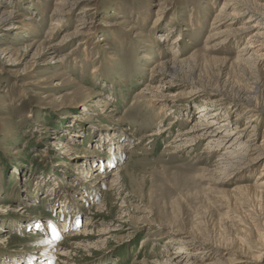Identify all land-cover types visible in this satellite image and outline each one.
<instances>
[{
	"label": "rangeland",
	"instance_id": "374dc122",
	"mask_svg": "<svg viewBox=\"0 0 264 264\" xmlns=\"http://www.w3.org/2000/svg\"><path fill=\"white\" fill-rule=\"evenodd\" d=\"M67 2L68 12L60 0H0V15L15 11L0 21V51L10 48L0 54V264H174L178 239L190 235L207 255L190 249L188 264H264V197L237 189L254 188L264 159L223 174L211 138L169 155L199 107L211 121L218 98L228 103L224 131L256 116L262 141L264 61L259 73L236 62L245 34L208 38L227 31L215 22L223 0ZM169 29L168 46L183 36L179 60L198 57L164 77L155 66L171 55L157 41ZM253 45L250 55L264 54ZM245 102L255 113L240 117ZM112 176L113 187L97 188Z\"/></svg>",
	"mask_w": 264,
	"mask_h": 264
},
{
	"label": "bare ground",
	"instance_id": "6f19581e",
	"mask_svg": "<svg viewBox=\"0 0 264 264\" xmlns=\"http://www.w3.org/2000/svg\"><path fill=\"white\" fill-rule=\"evenodd\" d=\"M67 1L68 0H60V6L62 9H65V11L68 12L69 2ZM263 2L264 0H223L222 9L224 10H221L216 15L215 22L220 23L222 26L226 25L225 27H227V31H224V34H221V35L217 34L215 35V37L214 36L208 37L211 40H215L223 36L231 37V36H237L241 34L247 35L251 40L245 43L244 47L242 48V53L237 58L236 62L243 66L250 67L251 69H253L255 72H258V73L259 71L258 70L256 71V66L264 61V54H259L258 56L253 57V55H250V52H251L250 49L254 47L253 42H259L261 43V45L264 44V3ZM227 8L232 11L227 12L226 10ZM14 12L15 11L12 10L11 12L7 13L6 14L7 17L5 15L4 16L0 15V21L12 22L13 18H11L10 15ZM242 17H248L247 18L248 20L245 21V23L243 22L245 25H242L241 27L237 29H233V25L236 22L238 24V22L242 20L241 19ZM250 21H254V24L249 25ZM17 29H21V28L17 27ZM171 34H172L171 29L167 30L166 32L161 33L160 39L157 41V43H162L164 46L167 47L168 46L167 44L171 42V38H170ZM182 37L183 36L181 34H180V37H177V42L175 44L173 43L175 47L173 45L171 47L168 46L167 52L171 55L169 56L170 58L168 62L164 63L163 65L155 66L157 67V70L160 73V75L158 74L159 76H161L162 75L161 73H164V72L165 74H163L162 76L164 77L169 76V75L172 76L177 71H180V70L182 71L183 69H186V68L189 69L190 63L193 60L197 59L198 54L192 55V53H189L187 57L183 60L178 59V56H177L178 51L175 52V50L178 48L179 46L178 44L182 41ZM222 41L224 40H221V42ZM9 50L10 48L8 47H4L3 49H1L0 51L1 56L9 54ZM85 57L86 59L88 58L87 53ZM150 58L151 57L148 54L144 55L145 60H151L152 58L151 59ZM54 60L56 59L52 58L51 60L43 61L40 66L49 67L50 65L54 64ZM259 77H260L262 86H264V74L259 73ZM227 104L228 103H226L225 100L222 98H218L212 101L211 106L215 107V111L211 115V121L208 123L206 122L209 120V119L207 120V117L209 115L207 105L199 107L197 114L198 115L200 114L199 116L200 120L198 121V124H195L191 129L187 131L184 130L176 134L175 138L173 139V143H174L173 151L169 155L177 154L178 147L180 146L179 144H181L183 147L188 149L191 143H195V141H198L199 139L211 138L210 141L207 143L209 148H211L216 153L219 151L220 152L222 151L220 154L217 153L218 154L217 156L222 161L221 162L222 164L220 165L221 166L220 172H222L223 174H229L230 172H233V174H241L243 171L246 172L247 170H250V168L253 167L254 164L264 159V130H263V135H262V141L260 142V144L257 145L254 142L256 141V136H257V127H256L257 125H254V120L257 119L256 116H249L247 119H249L250 121H247L241 129H238L236 125L234 129L231 130V132L224 131L225 130L224 128L227 126V123L225 121L221 122L220 116H221V110L224 109L222 108V106L225 107ZM107 106L108 105L105 104V107ZM240 106L242 108V110H239L238 112V114H241L239 115L240 117L244 114L246 116V115L255 113V111L252 109V107L250 106L248 102L247 103L245 102L241 104ZM168 109H170V106L168 107V104L160 105L158 116H160V118L165 117ZM245 116H243L242 118H244ZM160 118L157 119L159 123L161 122ZM238 120L239 119H237L236 121ZM221 129H223L222 131L224 132L222 133V136H219V133H220L219 131H221ZM160 132L162 133L161 130L159 131V133ZM246 134L248 135V139L245 141H242L241 138L244 137V135ZM64 147H67V146L64 145ZM122 148L124 149V146H122ZM67 149L68 151L71 150L70 147H67ZM84 174L87 176L93 175L92 172L87 171V170L86 172L84 171ZM105 176H107V174H104L103 176H101L99 172L95 173L96 179L99 177L103 178ZM115 179L116 178L112 176L111 179L106 183L105 181H107V179L104 178L105 181L99 180L96 186L98 189H103L104 185H106L109 188L113 187V184L115 183ZM237 189L239 190V192L243 194L249 193V195L254 194L255 196H257V198H263L264 197V166H262L261 170L256 174L254 188H250L247 186L245 187L241 186V187H238ZM255 228H256V225H252L251 229L254 230ZM194 236L192 237L190 235V236H187L188 238L178 239L177 243L179 244L180 247H179V251L175 254L176 255L175 258L177 259L176 262L187 263L191 261L195 256L194 254H192L191 251H189L190 249L198 250V254H197L198 256L202 257V256L207 255L206 248L203 247L205 242ZM223 245L225 246L220 247V249L224 251H228L229 246H227L226 244H223ZM261 255L262 256L264 255V247H263V252H261L259 256ZM173 259L171 260V262H174ZM178 263H174V264H178ZM217 264H220V263H217Z\"/></svg>",
	"mask_w": 264,
	"mask_h": 264
},
{
	"label": "snow or ice",
	"instance_id": "6c2138e0",
	"mask_svg": "<svg viewBox=\"0 0 264 264\" xmlns=\"http://www.w3.org/2000/svg\"><path fill=\"white\" fill-rule=\"evenodd\" d=\"M48 228L51 230L53 239L58 240L59 234L57 233L56 227L53 225H48Z\"/></svg>",
	"mask_w": 264,
	"mask_h": 264
}]
</instances>
